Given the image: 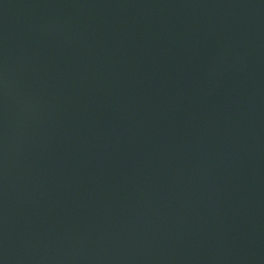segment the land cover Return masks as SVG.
Segmentation results:
<instances>
[{
  "label": "water",
  "instance_id": "water-1",
  "mask_svg": "<svg viewBox=\"0 0 264 264\" xmlns=\"http://www.w3.org/2000/svg\"><path fill=\"white\" fill-rule=\"evenodd\" d=\"M0 264H264V0H0Z\"/></svg>",
  "mask_w": 264,
  "mask_h": 264
}]
</instances>
